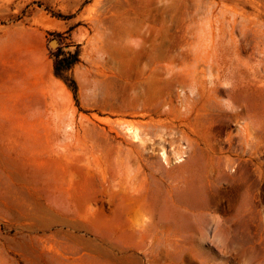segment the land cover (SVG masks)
<instances>
[{"label":"rangeland","instance_id":"obj_1","mask_svg":"<svg viewBox=\"0 0 264 264\" xmlns=\"http://www.w3.org/2000/svg\"><path fill=\"white\" fill-rule=\"evenodd\" d=\"M0 264H264V0H0Z\"/></svg>","mask_w":264,"mask_h":264},{"label":"bare ground","instance_id":"obj_2","mask_svg":"<svg viewBox=\"0 0 264 264\" xmlns=\"http://www.w3.org/2000/svg\"><path fill=\"white\" fill-rule=\"evenodd\" d=\"M44 20H45V19H44ZM46 22H47V21H46ZM48 23H49V21H48ZM50 23H51V21H50ZM49 27H50V26H49ZM231 43H232V42H231ZM231 43H230V44H231ZM230 48H231V47H230ZM224 49H225V48H224ZM225 50H226V49H225ZM224 52H225V51H224ZM227 53H228V52H226L225 55H226ZM206 99H208V98H206ZM120 125H122V124H120ZM126 126H127V125H126ZM129 128H130V127H129ZM125 129H127V128L125 127ZM130 129H131V128H130ZM136 129H137V128H135V130H136ZM132 130H133V129H132ZM132 130H131V131H132ZM125 131H126V130H125ZM136 132H137V130H136ZM130 133H132V132L129 131V134H130ZM134 133H135V131H134ZM137 133H138V132H137ZM139 136H140V135H139ZM131 138H132V137H131ZM133 138L136 139V141H141V140H139V137L137 136V134H134V135H133ZM140 138H141V136H140ZM134 141H135V140H134ZM171 141H172V140H171ZM140 143H141V142H140ZM140 143H138V144H140ZM172 144H173V143H172ZM170 145H171V143H170ZM171 146H173V145H171ZM183 148H185V147H183ZM160 156H161L162 159H165V152H164L163 150L160 151ZM180 160H182V159L179 158V161H180ZM195 192H196V194H197V190H195ZM48 203H49V202H48ZM49 204H50V203H49ZM54 205H56V204H54ZM57 205H58V204H57ZM40 206H41L42 209L47 210V207H48L49 205L46 206L45 203H44V201H42V202L40 203ZM40 206H39V207H40ZM52 206H53V205H52ZM138 206H139V205H138ZM49 207H50V206H49ZM63 207H66V206H63ZM68 208H70V207H68ZM54 209H55V208H54ZM64 209H65V208H64ZM64 209H63V210H64ZM136 209H137V208H136ZM140 209H141V208H140ZM59 210H60V209H58V210L56 209V210L54 211L53 209L51 210V208H50V211L52 212V218H53V219L62 220V221H63V220H67V221H69V222L71 223V226H72V225H76V226H77L78 224H80V222H81L82 219L80 218L79 214L70 213V212H69V214H66V213H65V214H62V212H60V213H59V212H56V211H59ZM138 210H139V209H138ZM60 211H62V210H60ZM68 211H69V210H68ZM67 213H68V212H67ZM83 214H84V213H83ZM197 217H198V215L196 214L195 217H194V221H195V222H198V219H199V218H197ZM147 220H148V219H147ZM141 222H142V221H141ZM141 222H140V223L137 222V224L140 225ZM88 223H89V222H88ZM179 223L181 224V229H180V231H181L185 236H189V235L191 236V233H192L191 231H193V230L197 227V225H198V224H196V223L191 222L189 218H188V220H180ZM237 225H238V223L235 224V226H237ZM80 226H81V225H80ZM134 226H135V225H134ZM134 226H133V227H134ZM140 226H141V225H140ZM138 227H139V226H138ZM138 227H137V228H134V229H136V230H137V229H138V230H142L141 227H140V229H139ZM188 228H189V229H188ZM135 232H136V231H135ZM135 232H134V233H135ZM136 234H138V232H136ZM142 234H143V233H142ZM235 237H236V236H235ZM235 237L233 236V238H235ZM239 237H240V236H239Z\"/></svg>","mask_w":264,"mask_h":264},{"label":"trees","instance_id":"obj_3","mask_svg":"<svg viewBox=\"0 0 264 264\" xmlns=\"http://www.w3.org/2000/svg\"><path fill=\"white\" fill-rule=\"evenodd\" d=\"M62 63H63V60L58 61V65L55 66V68H56V72H57V73H58L59 71H61Z\"/></svg>","mask_w":264,"mask_h":264}]
</instances>
